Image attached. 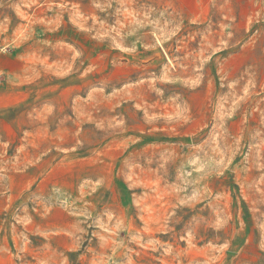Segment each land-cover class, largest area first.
<instances>
[{"label": "rangeland", "instance_id": "374dc122", "mask_svg": "<svg viewBox=\"0 0 264 264\" xmlns=\"http://www.w3.org/2000/svg\"><path fill=\"white\" fill-rule=\"evenodd\" d=\"M0 264H264V0H0Z\"/></svg>", "mask_w": 264, "mask_h": 264}]
</instances>
